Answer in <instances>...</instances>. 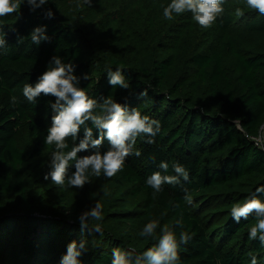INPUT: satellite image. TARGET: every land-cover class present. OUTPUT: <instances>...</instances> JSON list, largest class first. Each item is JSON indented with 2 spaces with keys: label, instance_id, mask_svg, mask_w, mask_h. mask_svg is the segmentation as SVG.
Listing matches in <instances>:
<instances>
[{
  "label": "trees",
  "instance_id": "1",
  "mask_svg": "<svg viewBox=\"0 0 264 264\" xmlns=\"http://www.w3.org/2000/svg\"><path fill=\"white\" fill-rule=\"evenodd\" d=\"M168 3L48 0L32 11L25 0L16 13L0 17L6 34L0 48V264H60L74 240L87 244L82 264H111L113 248L142 253L158 243L165 224L177 239L181 231L193 236L180 245L179 264H251L252 255L264 264V245L249 239L254 215L239 223L230 215L233 204L253 195L264 201V192L256 193L264 186V149L255 142L264 126V16L245 0H225L222 17L205 29L191 13L165 19ZM49 9L52 18L45 15ZM36 27L49 39L34 43ZM54 56L73 64L91 98L111 96L161 125L154 143L137 138L134 151L141 155L127 157L123 171L110 179L90 175L82 189L44 179L55 150L45 144L55 97L41 94L30 103L22 93ZM121 66L129 89L109 84L108 71ZM82 138L83 127L67 150ZM109 147L105 139L99 150ZM174 163L185 167L188 180L154 192L147 178L157 171L176 175ZM74 171L70 167L69 175ZM97 201L102 230L82 232L78 217ZM151 220L159 221L156 233L141 237Z\"/></svg>",
  "mask_w": 264,
  "mask_h": 264
},
{
  "label": "clouds",
  "instance_id": "2",
  "mask_svg": "<svg viewBox=\"0 0 264 264\" xmlns=\"http://www.w3.org/2000/svg\"><path fill=\"white\" fill-rule=\"evenodd\" d=\"M30 10L35 11L48 3V0H26ZM25 0H0V17H5L16 13ZM91 3V0H85ZM225 0H170V3L163 8V17L167 20L174 19L175 16L184 13H191L192 20L202 28H210L218 18L222 17ZM245 6L249 10H255L264 16V0H245ZM48 18L53 17V12L49 9L45 13ZM244 10L241 7L235 8V16L242 17ZM44 27H36L30 34L31 40L39 44L42 40L49 39L45 34ZM5 33L0 28V48L6 44ZM122 67L115 71L109 70V84L113 87L119 86L129 89L130 84L126 81L122 72ZM84 79L89 77L85 75ZM80 77L74 74V66L71 63H64L60 57H52L47 70L38 77L33 85L26 83L22 93L24 98L30 103H35L37 97H55V102L50 106L54 111L51 117V126L47 129L45 138L46 145H54L51 154L50 169L44 179L51 178L53 184L57 186H67L82 189L90 183V175L105 178H112L117 173L123 171L126 158L130 155L139 157L141 152L134 151V146L138 137L144 135L149 137L146 143H154L155 137L161 129L160 122L144 115L141 111L133 107L131 109L115 101L111 96L98 102L91 98L87 91L79 86ZM147 95L146 92L141 93ZM11 103L17 102V97L10 98ZM91 122V127L88 122ZM83 127V138L79 143H74L69 149L68 140L76 141L81 128ZM96 129L98 138L94 137ZM105 139L110 147L101 152ZM95 149L91 154L79 156L81 152ZM74 166L75 171L69 175V168ZM159 167L167 172L168 163L161 162ZM176 175H162L157 171L152 173L146 180L154 192L163 191V185H177L182 177L185 181L189 178V173L185 167L179 163L172 165ZM264 192V186L256 189V193ZM187 204L192 203V197L185 195ZM231 217L239 223L243 218L248 219L254 215L255 223L249 229V239H258L264 245V201L256 195L245 199L243 202L235 203L230 209ZM81 231L89 229L100 233L102 230L103 205L97 201L90 210L83 212L79 217ZM92 222H95L92 224ZM177 225L183 227L178 220ZM91 225V227H90ZM159 227V221L151 220L139 233L141 237H152ZM161 235L158 243L142 253H137L134 248L122 250L119 247L112 249L111 264H179V248L182 244H187L193 239L187 231H181L179 239L175 231L165 224L160 228ZM87 249L85 241L79 244L74 240L67 246V252L62 257L60 264H82L81 255ZM251 255V254H250ZM251 264H257L256 256H251Z\"/></svg>",
  "mask_w": 264,
  "mask_h": 264
},
{
  "label": "built area",
  "instance_id": "3",
  "mask_svg": "<svg viewBox=\"0 0 264 264\" xmlns=\"http://www.w3.org/2000/svg\"><path fill=\"white\" fill-rule=\"evenodd\" d=\"M263 130H264V126L261 129L260 136L257 139H255L256 144L259 145L262 149H264V144L262 142L263 141V138H262Z\"/></svg>",
  "mask_w": 264,
  "mask_h": 264
},
{
  "label": "rangeland",
  "instance_id": "4",
  "mask_svg": "<svg viewBox=\"0 0 264 264\" xmlns=\"http://www.w3.org/2000/svg\"><path fill=\"white\" fill-rule=\"evenodd\" d=\"M262 138H263V144H264V130H263V132H262ZM136 144H137V140H136ZM135 144V145H136ZM98 178H102V179H104L105 177L103 176V174H101V176L100 177H98Z\"/></svg>",
  "mask_w": 264,
  "mask_h": 264
}]
</instances>
